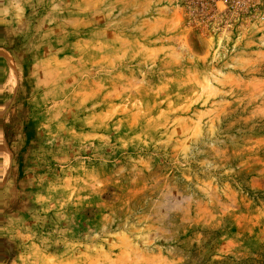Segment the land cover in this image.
<instances>
[{
    "label": "rangeland",
    "instance_id": "rangeland-1",
    "mask_svg": "<svg viewBox=\"0 0 264 264\" xmlns=\"http://www.w3.org/2000/svg\"><path fill=\"white\" fill-rule=\"evenodd\" d=\"M0 264H264V0H0Z\"/></svg>",
    "mask_w": 264,
    "mask_h": 264
},
{
    "label": "bare ground",
    "instance_id": "bare-ground-1",
    "mask_svg": "<svg viewBox=\"0 0 264 264\" xmlns=\"http://www.w3.org/2000/svg\"><path fill=\"white\" fill-rule=\"evenodd\" d=\"M8 168H9V165H6V167H4L5 172L8 171Z\"/></svg>",
    "mask_w": 264,
    "mask_h": 264
}]
</instances>
